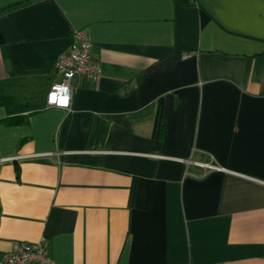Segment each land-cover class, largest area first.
Instances as JSON below:
<instances>
[{
  "label": "crops",
  "instance_id": "1",
  "mask_svg": "<svg viewBox=\"0 0 264 264\" xmlns=\"http://www.w3.org/2000/svg\"><path fill=\"white\" fill-rule=\"evenodd\" d=\"M76 30L100 74L46 108ZM9 157L0 256L264 264V0H0Z\"/></svg>",
  "mask_w": 264,
  "mask_h": 264
},
{
  "label": "built area",
  "instance_id": "2",
  "mask_svg": "<svg viewBox=\"0 0 264 264\" xmlns=\"http://www.w3.org/2000/svg\"><path fill=\"white\" fill-rule=\"evenodd\" d=\"M92 44L82 30H76L70 46L62 52L55 62L57 79L53 81L45 95L46 108L70 110L72 87L71 81L79 76L96 80L100 74L99 65L91 57ZM14 157L0 158V163ZM195 165L223 170L210 163L193 162ZM0 264H54L49 256L47 243L38 244L14 243L9 251L0 256ZM190 264V263H187Z\"/></svg>",
  "mask_w": 264,
  "mask_h": 264
}]
</instances>
